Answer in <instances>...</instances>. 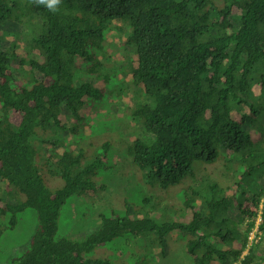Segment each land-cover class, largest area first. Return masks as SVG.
Here are the masks:
<instances>
[{
    "label": "trees",
    "instance_id": "16d2710c",
    "mask_svg": "<svg viewBox=\"0 0 264 264\" xmlns=\"http://www.w3.org/2000/svg\"><path fill=\"white\" fill-rule=\"evenodd\" d=\"M57 7L52 12L32 0H0V180L7 184L0 215L8 217L9 232L29 210L38 218L28 248L9 259L3 253L0 260L8 262L1 264H114L85 254L126 233L151 245L172 232L187 235L195 264H253L252 247L242 254L263 192L257 180L264 177V147L256 132L264 128V0H67ZM32 16L43 20L24 45L41 56L19 57L20 35L9 41L12 47L6 37L28 33ZM122 19L131 68L125 87L137 89L131 107L143 132L127 150L140 179L171 190L223 158L228 170L233 159L239 164L231 179L224 173L203 188L180 190L182 217L118 213L102 217L86 239L71 240L58 236L63 206L104 188L99 170L112 171L110 143L94 141L100 122L81 112L125 93L113 75L100 89L75 84L73 72L78 58L100 66L105 42ZM26 66L36 77L12 85ZM64 112L74 122L70 128ZM253 185L259 191L251 196ZM136 197L157 205L151 194ZM246 221L242 231L238 225ZM259 229L264 232V211Z\"/></svg>",
    "mask_w": 264,
    "mask_h": 264
},
{
    "label": "rangeland",
    "instance_id": "374dc122",
    "mask_svg": "<svg viewBox=\"0 0 264 264\" xmlns=\"http://www.w3.org/2000/svg\"><path fill=\"white\" fill-rule=\"evenodd\" d=\"M41 22L42 19L38 16L30 17L28 19V33H13L11 32L12 29H9L11 33L6 37L7 44H10L9 41L15 39V34L20 35L19 40L21 43L19 47L16 48L19 57H30L34 54H39L36 49L30 53L27 49V45L24 44L27 43L26 40L29 39L31 35L37 34ZM127 24L128 22L123 19L115 21V27L111 30L112 35L105 42L106 53L104 54L105 57L100 60V66L96 67V65H94V67H92V61L87 62L83 58H78L76 66V81H78V83L88 81L97 88H106L103 79L107 74L114 76L113 73H115L116 69L119 67L118 60L123 56L124 48H122V45H125L126 34L128 33ZM7 44H5V48H8ZM113 56H115V59H113ZM109 61L112 65L104 68L103 63ZM16 62H14L15 67H17ZM130 77L131 75L129 74L118 77L114 76L118 81V85L125 91L123 95L118 97L113 96L108 101L94 103L82 110L83 115L90 117L93 113L95 116L106 118L115 128L117 137L122 140L115 144V149L117 151L112 153L113 157L107 165L112 168V171L104 172L99 170V172L103 173L99 175V180L97 182L99 184H101V181L104 182L103 185L105 187H98V190L87 192L77 198L72 197L68 203L63 206L59 219V236L82 239L88 233L96 229L101 221L100 215H104V213L109 214L110 212L113 216L125 212L130 216L139 215V217L147 213L158 218L170 217V213H176L179 217H182L185 215V208L181 206L182 200L181 196L178 194L180 190L186 189L190 192L191 186L203 188L205 185L203 184L204 181L218 177L223 178L224 173H227V175L229 173L228 178L231 179V172L235 171V168L237 169V164H239L237 159H233L229 167L230 170H228L223 158L216 162L215 165L210 168L209 172L203 173L204 170L200 171L196 178H190L179 188L164 190L158 186H153L142 181L140 179L142 177V172L133 165L131 156L127 150L128 144L143 134L141 123L136 122L131 116L132 103L136 102L138 98L135 96L136 92H133L131 88L125 87ZM30 78L31 73L29 72V66H26L24 72L19 76L16 75V79L11 82L12 85L16 84L22 86L24 85L23 82L28 81ZM254 96L257 97V94ZM63 120V124H65L67 128L73 124L72 117L68 116L65 112L63 113ZM81 121L83 122L84 120L82 119ZM259 129L258 133L256 132L258 146L264 147V128ZM84 130H86V128H84ZM69 133V130L63 133L68 134L67 139ZM94 141H97V143L101 142L102 136H95ZM95 150V148H92L90 155L94 154ZM262 154L264 155V152ZM105 161H107V158H105ZM124 169L125 171H123ZM204 176L209 177L205 178ZM260 179L261 186H264V177ZM62 183L63 182H60L59 186H61ZM6 186L7 184L0 180V191L6 188ZM138 191L148 196L151 194L157 205L152 203H147V205H145L143 200L136 197ZM257 191H259V188L253 185V189L249 192L252 196ZM262 195H264V191ZM260 203L261 208L259 213L262 215L264 211V197L261 199ZM233 215H235V212H233ZM234 218L237 220V217ZM249 220L250 219H248V221ZM248 221L239 223L238 228L243 231ZM256 222L257 225L250 235L251 237L249 240L251 241V247L255 251V264H257V262H263L259 258L264 257V232L258 227L260 220L256 219ZM7 223L8 217L6 218V216L0 215V259L3 253L9 259L27 248L28 240L31 235L34 234L38 226V218L33 210H29L21 216L19 223L10 232L7 231ZM71 231L75 237L69 236ZM182 234L183 233H175L167 237L169 244L165 246V251H162V249L160 251L154 244L150 246L147 245V243L142 240L143 236L140 238L124 236L94 248V250L86 254V257L108 259L115 264H194L192 257L186 251L185 240L187 239V235ZM4 262L8 261L0 260V264Z\"/></svg>",
    "mask_w": 264,
    "mask_h": 264
},
{
    "label": "clouds",
    "instance_id": "9594fccd",
    "mask_svg": "<svg viewBox=\"0 0 264 264\" xmlns=\"http://www.w3.org/2000/svg\"><path fill=\"white\" fill-rule=\"evenodd\" d=\"M29 2L31 3V0H29ZM32 2L33 3H36L37 5H43V6H45L49 11H52V12H56V11H58V7L57 6H59V5H61V4H64L65 2H67V0H65L63 3H61V0H32ZM76 11V10H75ZM39 18H41L40 16H38ZM42 19V18H41ZM43 20V19H42ZM11 47H12V44L10 43L9 44ZM32 48H35L36 50H38V48H36V47H32ZM17 50V49H16ZM34 50V49H33ZM32 50V51H33ZM126 50H128L127 49V46H126V44H125V48L123 49V56H122V58L120 59V60H118V62H119V67L116 69V71H121L120 73H118V74H115V73H113L114 74V76H116V77H118V76H122V75H125V74H128V72H129V70L131 69V68H127V67H129L130 65H127L126 63H125V61L126 60H128L127 59V57H126V55L128 54V52L126 51ZM31 51V52H32ZM30 52V53H31ZM38 52H39V50H38ZM33 56H37L38 58H40V53L38 54V55H33ZM101 59H103L102 57L99 59V60H101ZM113 59H115V58H113ZM88 62V61H87ZM17 63V62H16ZM101 64V63H100ZM111 65H112V63H111ZM111 65H108V64H106V63H103V66H104V68H107V67H110ZM76 66H77V64H76ZM92 67H94V64H92ZM76 70H77V68L75 67V69H74V72H73V76H74V80H75V84H78V81H76ZM29 72L31 73V78H33V76H35V74H36V70H33L32 68L31 69H29ZM36 77V76H35ZM30 78V79H31ZM44 79V78H43ZM118 80H121V79H118ZM50 81V80H49ZM86 82V81H85ZM80 83V82H79ZM93 87H95L94 85H93ZM136 90L137 89H135L134 88V90H132L133 92H136ZM82 113V112H81ZM83 114V113H82ZM86 117H87V119L90 121V118L91 117H95V123H97V122H100L99 123V128H100V130H101V133L99 134L100 136H102V141L101 142H108V143H110V152H111V155H110V157H111V159H112V157H113V154H112V151H111V149L112 148H115V144L117 143V142H119L120 140H122L121 138H119V137H117V135H116V130H115V128L110 124L111 122H109L106 118H104V117H102V116H95L93 113H92V115L89 117V116H87V115H85ZM131 116H132V118L136 121V122H140L134 115H133V113H131ZM84 120V119H83ZM82 122V121H81ZM84 122V121H83ZM91 122V121H90ZM101 122H105V123H101ZM73 124H74V122H73ZM72 124V125H73ZM71 125V126H72ZM70 128V127H69ZM85 128V127H84ZM140 137V136H139ZM139 137H137V138H139ZM137 138H135V139H137ZM134 139V140H135ZM134 140H132L131 141V143L134 141ZM105 158H107V152H106V154H105V156H103L102 157V159L105 161ZM260 180L261 179H258L257 181H258V184L261 186V184H260ZM261 188H262V190L264 191V186H261ZM86 194V193H85ZM250 195H251V193H250ZM264 197V195H262V198ZM261 198V199H262ZM260 208H261V203L259 204V212H260ZM112 214H111V212L109 213V214H106V213H104V215H100V217H101V221H100V223H99V225L96 227V229H94L93 231H96L97 229H99L100 227H101V225H102V217H106V216H111ZM129 215V214H128ZM262 215H263V213H262ZM262 215L259 213L258 214V217H257V219H259L260 220V222H261V219H262ZM130 216V215H129ZM255 226L257 225V222H256V219H255ZM74 227H76V226H74ZM73 227V228H74ZM258 227H259V225H258ZM255 229V227L253 228V230ZM253 230L249 233V236H248V244H247V248L244 250V252H243V254H242V257L244 256V255H247L248 253H249V250H250V248H251V241H249L250 240V235L252 234V232H253ZM59 232V231H58ZM92 233V231L90 232V233H88L84 238H82V239H73V238H68V237H66V238H68V239H71V240H77V241H82V240H84V239H86L90 234ZM175 233H180V232H172V233H170L167 237H170L171 235H173V234H175ZM177 235V234H176ZM58 236H59V234H58ZM70 237H75L73 234H72V231L70 232V235H69ZM124 236H132L131 234H124V235H121L120 237H124ZM31 237H32V235H31ZM31 237L29 238V240H28V243H29V241H30V239H31ZM60 237H64V236H60ZM167 237H166V240H165V242L164 243H162V244H154V246L156 247V248H158V249H160V251H161V249H162V251H165V246H167L169 243H168V241H167ZM113 241V240H112ZM186 242H187V239L185 240ZM111 242V241H110ZM109 243V242H108ZM107 244V243H106ZM103 245H105V244H103ZM147 245H149L150 246V244L149 243H147ZM151 245H153V244H151ZM99 246H102V245H99ZM98 247V246H97ZM27 248H28V246H27ZM26 248V249H27ZM96 248V247H95ZM25 249V250H26ZM24 250V251H25ZM94 250V249H93ZM92 251V250H91ZM186 251H187V253L192 257V259H193V263L195 264V260H194V256L192 255V254H190L189 252H188V249H187V247H186ZM23 252V251H22ZM21 252V253H22ZM21 253H19V254H21ZM254 253H255V251H254ZM19 254H17V255H19ZM87 254V253H86ZM86 254H85V256H86ZM17 255H15V256H17ZM97 259H100V258H97ZM102 260H108V259H102ZM110 261V260H109ZM111 262V261H110ZM113 263V262H112ZM237 263H239V262H237ZM236 263V264H237ZM258 263V262H257ZM115 264V263H114ZM253 264H255V263H253Z\"/></svg>",
    "mask_w": 264,
    "mask_h": 264
},
{
    "label": "bare ground",
    "instance_id": "6f19581e",
    "mask_svg": "<svg viewBox=\"0 0 264 264\" xmlns=\"http://www.w3.org/2000/svg\"><path fill=\"white\" fill-rule=\"evenodd\" d=\"M202 33V32H201ZM203 41H205V39L203 40ZM173 252H174V250H173ZM176 253V252H175Z\"/></svg>",
    "mask_w": 264,
    "mask_h": 264
}]
</instances>
